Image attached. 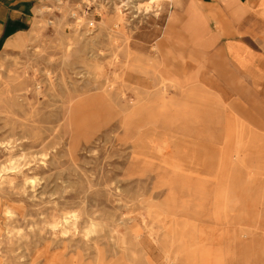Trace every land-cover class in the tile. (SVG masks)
I'll list each match as a JSON object with an SVG mask.
<instances>
[{
  "label": "rangeland",
  "instance_id": "374dc122",
  "mask_svg": "<svg viewBox=\"0 0 264 264\" xmlns=\"http://www.w3.org/2000/svg\"><path fill=\"white\" fill-rule=\"evenodd\" d=\"M246 20L41 6L0 52V264H264V23Z\"/></svg>",
  "mask_w": 264,
  "mask_h": 264
},
{
  "label": "crops",
  "instance_id": "0c3cea01",
  "mask_svg": "<svg viewBox=\"0 0 264 264\" xmlns=\"http://www.w3.org/2000/svg\"><path fill=\"white\" fill-rule=\"evenodd\" d=\"M49 1L51 0H0V52H18L22 49L20 48L21 44L24 47L26 46L37 11ZM196 1L200 5L213 6L224 14L228 13L232 21L240 22L242 19L246 20L247 17H251V19H248L249 21H245L244 27L247 33H253L254 31L255 23L253 20L264 23V0ZM168 2L178 6L181 0H169ZM185 14L188 17L187 22L193 21L200 29L196 37L201 36L205 28L202 11L192 5H188ZM178 22H180L179 14L173 11L170 13L168 25L173 28ZM224 50L238 67L246 68L248 64L246 59L249 55L240 43L229 40L226 42Z\"/></svg>",
  "mask_w": 264,
  "mask_h": 264
},
{
  "label": "bare ground",
  "instance_id": "6f19581e",
  "mask_svg": "<svg viewBox=\"0 0 264 264\" xmlns=\"http://www.w3.org/2000/svg\"><path fill=\"white\" fill-rule=\"evenodd\" d=\"M168 1H169V0H168ZM175 3H176V1H175ZM117 12H118V11H117ZM114 19H116V21H117V18H114ZM118 23H119V22H116L115 24H116V25H118ZM167 25H168V24H167ZM185 25H186V26H188V24H187V23H185ZM185 25H184V26H185ZM168 30H169V32H168V33L170 34V32H171V30H172V27H171V26H169V25H168ZM21 48H23V47H21Z\"/></svg>",
  "mask_w": 264,
  "mask_h": 264
}]
</instances>
